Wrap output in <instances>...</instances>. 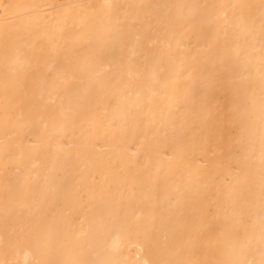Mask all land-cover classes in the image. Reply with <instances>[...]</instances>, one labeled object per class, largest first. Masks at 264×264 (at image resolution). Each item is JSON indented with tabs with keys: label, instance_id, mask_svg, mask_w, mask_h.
<instances>
[{
	"label": "bare ground",
	"instance_id": "6f19581e",
	"mask_svg": "<svg viewBox=\"0 0 264 264\" xmlns=\"http://www.w3.org/2000/svg\"><path fill=\"white\" fill-rule=\"evenodd\" d=\"M0 264H264V0H0Z\"/></svg>",
	"mask_w": 264,
	"mask_h": 264
},
{
	"label": "rangeland",
	"instance_id": "374dc122",
	"mask_svg": "<svg viewBox=\"0 0 264 264\" xmlns=\"http://www.w3.org/2000/svg\"><path fill=\"white\" fill-rule=\"evenodd\" d=\"M4 3L6 2V0H2Z\"/></svg>",
	"mask_w": 264,
	"mask_h": 264
}]
</instances>
